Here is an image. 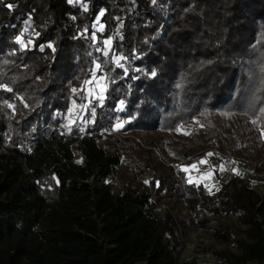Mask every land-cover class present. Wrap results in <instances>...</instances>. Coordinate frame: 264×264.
<instances>
[{"label": "trees", "instance_id": "obj_1", "mask_svg": "<svg viewBox=\"0 0 264 264\" xmlns=\"http://www.w3.org/2000/svg\"><path fill=\"white\" fill-rule=\"evenodd\" d=\"M89 1L84 11L70 0H0V264H195L179 262L170 241L223 212L239 227L215 229L232 247L214 252L216 264H264V193L233 177L210 195L152 152L114 183L119 153L62 118L93 65L77 35L102 10L124 66H103L101 127L172 135L196 120L177 157L211 145L263 169L264 0ZM26 24L37 36L24 49ZM166 199L192 221L159 216Z\"/></svg>", "mask_w": 264, "mask_h": 264}, {"label": "rangeland", "instance_id": "obj_2", "mask_svg": "<svg viewBox=\"0 0 264 264\" xmlns=\"http://www.w3.org/2000/svg\"><path fill=\"white\" fill-rule=\"evenodd\" d=\"M76 1L82 10L87 11L90 8L91 2L89 0H70ZM101 12L99 10L94 16L93 21L86 25V27L78 33V37L84 39L87 45L90 46L93 52V65L90 69V77L95 74L98 78L104 77L103 66L107 62L117 65L116 60L121 56H117L113 50V43L115 34L110 36L104 35V25L101 23ZM103 25V31H100L99 25ZM29 25V24H28ZM27 24L24 27V31L19 36L27 45L33 43L32 38L37 36L34 30H31V25ZM95 34L96 39L93 40L92 36ZM17 38V37H16ZM111 39L112 44L110 51L105 55L104 41ZM17 41V40H16ZM31 41V43H29ZM124 59H120L119 64L124 66ZM101 64V70L97 71L95 65ZM118 66V65H117ZM121 67V66H120ZM105 82V79H104ZM91 88L94 85H84ZM75 102L76 107H73ZM6 106L10 105L8 102H4ZM103 103V102H102ZM102 103L88 97L87 91L83 90L82 98L73 99L69 101V106L62 117L67 127L79 130L82 136H97L100 137L101 145L109 151H116L120 155V163L116 171L112 174L114 183L117 182V178L123 175L125 172L133 168L134 158L141 155H145L152 152L158 163L162 165L173 166L174 170L184 173V176L188 182L191 178L195 184H202L205 190L210 195H215L221 184L227 183L233 177L241 178L249 189L254 190L259 195L264 193V168L261 166L249 162L245 159L244 155L240 152L220 153L217 149H213L211 145H205L199 151L189 154L187 157H177L174 151L177 149L180 138H187L185 132L189 133L196 127V120L189 124H183L175 130L172 135H168L161 131L143 132L132 131L127 132L124 130L125 122L117 121L108 129L101 127L102 119L99 113V108ZM86 106V107H82ZM8 108H12L9 107ZM92 109L95 110V115L91 114ZM123 122V126L117 128V124ZM262 140L264 141V135L261 133ZM0 152L4 153L5 150L0 148ZM208 153L213 155L209 156ZM141 158V157H139ZM205 160L206 163L200 164L199 161ZM139 161V159L137 160ZM166 162H169L168 164ZM197 164V169H191L190 166ZM223 166L224 170L220 168ZM263 166V165H262ZM189 167V172H184L182 169ZM211 172V175L207 174ZM239 173V174H237ZM153 179V173L147 172L140 180L143 184H148ZM148 181V183H145ZM198 181V182H197ZM189 183V182H188ZM211 189V191H209ZM166 213H170L179 220L191 222L192 219L185 207L181 202L175 199H166L161 201L157 207V214L163 217ZM195 225L185 229L181 235H177L175 241L170 244L175 248V256L179 262H193L195 264H216L220 260L214 255V252L224 249H231L232 247L223 244L214 237L215 229L228 228L231 231L237 229L239 224L233 215H226L224 212L216 217L208 216L205 218L202 228H197ZM254 264V263H250Z\"/></svg>", "mask_w": 264, "mask_h": 264}, {"label": "snow or ice", "instance_id": "obj_3", "mask_svg": "<svg viewBox=\"0 0 264 264\" xmlns=\"http://www.w3.org/2000/svg\"><path fill=\"white\" fill-rule=\"evenodd\" d=\"M153 3H156V0H153ZM8 7L11 9V8H12V5H8ZM101 15H103V12H101ZM99 29H100V31H103V25H102V24L99 25ZM92 39H93V40L96 39L95 34H93ZM16 40H17V43L21 44L23 47H27V45L24 43V41L21 39L20 36H18V37L16 38ZM29 43H31V41H29ZM103 43H104L105 48H106L104 54L107 55V54H108V51L111 50V49H110V46H111V44H112V41H111V39H108V40H105ZM48 47L51 48L52 45L49 44ZM41 50H43V49H41ZM54 50H55V49H53V51H54ZM120 59H123V57H119V58H117L116 63H117L118 66H121V67H122V65L119 64ZM95 69H96L97 71L101 70V64L97 63V64L95 65ZM152 75L154 76L155 73L153 72ZM104 79H105L104 77H99V78H98L95 74H93V75H92V78H91L90 80H85V81H84V85H85V86H88V85H94V87H91V88L85 87L84 90L87 91V93H88V97H91L92 99H95V100H97V101H99V102H101V103L104 101V99H105V93H106V91H107V83L104 82ZM8 90L11 91V89H8ZM72 91L75 93V92L77 91V89H73ZM8 106H9V107H12V105H8ZM123 106H124V101L121 100V101H120V108L123 109ZM73 107H74V108L76 107L75 102H74V104H73ZM82 107H86V106H82ZM91 114H92L93 116L95 115V110H94V109H92ZM253 123H255V121H253ZM122 126H123V122H120V123L117 124L116 127H117V128H120V127H122ZM177 130H179V129H177ZM184 134L187 135V134H189V133L185 132ZM262 135H264V132H262ZM208 155L211 156V155H213V154H212V153H208ZM199 163H200V164H204V163H206V161H205V160H201V161H199ZM190 168H191V169H197V164H193V165H191ZM190 168H189V167H184L182 170H183L184 172H189V171H190ZM220 170H221V171L224 170L223 166H221ZM237 174H239V173H237ZM207 175L210 176V175H211V172H209ZM188 182H189V183H193L194 181H193L191 178H189ZM197 182H198V181H197ZM145 183H148V181H145ZM157 186H159L158 182H157ZM209 191H211V189H209Z\"/></svg>", "mask_w": 264, "mask_h": 264}]
</instances>
